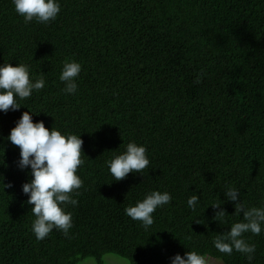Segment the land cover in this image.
<instances>
[{"label": "trees", "instance_id": "trees-1", "mask_svg": "<svg viewBox=\"0 0 264 264\" xmlns=\"http://www.w3.org/2000/svg\"><path fill=\"white\" fill-rule=\"evenodd\" d=\"M59 2L45 25L26 24L12 0H0V64H27L46 81L20 109L0 112V264H105L109 253L169 264L190 250L248 264L213 247L229 226L212 219L210 204L224 200L223 186L238 188L249 206L264 203V0ZM67 60L82 66L75 95L59 80ZM28 108L34 122L83 140L68 236L53 229L37 240L31 230L22 192L30 169L17 167L20 150L7 140ZM130 141L146 147L149 167L114 181L105 161ZM153 190L172 201L145 231L124 210ZM194 194L195 212L186 203ZM221 207L228 223L240 219L233 202ZM245 238L256 245L252 264H264V232Z\"/></svg>", "mask_w": 264, "mask_h": 264}, {"label": "clouds", "instance_id": "clouds-1", "mask_svg": "<svg viewBox=\"0 0 264 264\" xmlns=\"http://www.w3.org/2000/svg\"><path fill=\"white\" fill-rule=\"evenodd\" d=\"M12 4L26 24L35 21L47 25L54 21L61 11L59 0H12ZM81 67L75 60L63 63L59 80L64 85L62 91L66 95L77 93V77ZM200 82L198 76L195 83ZM45 86L44 77H32L30 66L27 64H0V112L20 109L24 105L20 101L30 98L34 91L39 92ZM28 109L29 111L23 112L16 121L7 140L20 150L17 167L21 170L30 169L31 179L22 185V192L27 195V204L32 205L31 212L35 216L31 230L37 240L45 239L53 229L68 236L73 223L72 214L66 209L68 205L75 206L78 203L70 194H78L77 190L83 186L82 179L77 175V169L84 163L81 158V154H84L83 140L80 134L62 133L54 127L47 128L43 121L34 122L32 114L37 112ZM146 153L147 149L143 144L130 141L125 145L123 152L106 160L105 164L113 180L120 181L129 173H143L150 164ZM222 190L224 200L210 204L214 209L212 219L222 225H228L229 229L218 233L213 238L212 245L218 252L228 256L233 252L240 253L248 264H252L256 245L249 242L245 234L259 236L264 232V203L260 206H249L242 202L238 188L223 186ZM171 201L169 192L153 190L147 192L142 200L126 207L124 211L148 231L154 224L153 213ZM199 201L197 194L191 195L187 199V207L195 212ZM225 202L234 203L235 211L232 215L240 219L228 223V213L221 207ZM169 264H209V261L200 252L190 250L183 255L176 253L169 258Z\"/></svg>", "mask_w": 264, "mask_h": 264}, {"label": "rangeland", "instance_id": "rangeland-1", "mask_svg": "<svg viewBox=\"0 0 264 264\" xmlns=\"http://www.w3.org/2000/svg\"><path fill=\"white\" fill-rule=\"evenodd\" d=\"M206 258L208 259L209 264H222L221 261L213 257L206 256ZM104 262L105 264H130L127 259L120 257L118 255H115V254H111V253L106 254L104 256ZM77 264H97V263L94 258L88 257V258L81 260Z\"/></svg>", "mask_w": 264, "mask_h": 264}]
</instances>
